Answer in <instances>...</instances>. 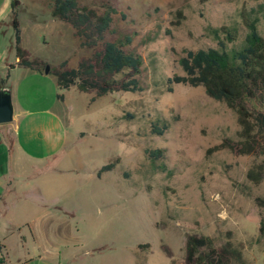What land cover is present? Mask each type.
Listing matches in <instances>:
<instances>
[{
	"label": "rangeland",
	"instance_id": "1",
	"mask_svg": "<svg viewBox=\"0 0 264 264\" xmlns=\"http://www.w3.org/2000/svg\"><path fill=\"white\" fill-rule=\"evenodd\" d=\"M19 1L24 46L47 66L44 78L24 68L11 71L17 110L23 118L31 111L41 118V111L52 109L68 131L61 154L48 162L27 158L18 165L13 156L9 205L19 225L2 241V264H188L191 235L211 237L217 246L232 240L242 246L244 264H264V181L247 179L264 157L229 149L208 157L209 148L239 140L237 113L202 86L176 84L169 92L167 82L183 74L178 60L186 51L219 48L224 36L211 28L237 29L239 39L228 49L241 46L248 33L243 8L259 19L264 35V0H112L118 36L132 35L128 48L143 58L144 90L94 102L93 94L76 87L60 90L50 73L65 61L76 68L93 50L80 47L71 25L52 19L46 0ZM80 1L96 8L101 3ZM11 42L12 25L0 34V43ZM245 104L264 111L259 99ZM161 119L170 128L153 135L151 126ZM146 149H165L158 168Z\"/></svg>",
	"mask_w": 264,
	"mask_h": 264
},
{
	"label": "trees",
	"instance_id": "2",
	"mask_svg": "<svg viewBox=\"0 0 264 264\" xmlns=\"http://www.w3.org/2000/svg\"><path fill=\"white\" fill-rule=\"evenodd\" d=\"M46 3L54 19L73 27L80 47L93 50L91 56L82 58L76 68H69L65 61L50 72L55 76L60 90L76 87L82 93L93 94L92 102L114 92L138 93L144 90L139 78L143 58L128 48L133 42L132 35L127 33L118 36L114 28V16L119 12L112 0H101L97 8L85 5L80 0H46ZM19 6L20 1L13 0L11 25L14 28L13 49L18 60L15 65L43 73L47 63L32 57L22 46ZM179 16L182 17L181 12ZM241 17L248 30L241 46L228 49V44L239 39L237 29L229 26L211 28L213 35L224 36L219 41V48L186 51L178 60L183 74L175 73L167 80L169 92L176 84L202 86L208 97L226 103L237 113L241 128L239 140L234 143L226 139L209 148L208 157L225 149L240 155L264 157V111H251L245 104V100L252 98L264 104V35L260 33L259 19L252 15V11L243 8ZM180 24L178 21L177 25ZM7 79L8 76L2 80V86L7 83ZM58 98L64 97L58 95ZM128 116L133 118L132 115ZM169 128L170 123L161 119L152 124L151 131L153 135L163 136ZM145 154L156 166V163L164 160L165 149H146ZM119 162L120 158H117L104 166L99 176L111 171ZM247 179L260 185L264 181V162L254 163L247 171ZM260 234L264 238V219L261 221ZM4 249L5 246L0 243V253ZM186 257L188 264H244V251L240 244L228 240L217 246L215 240L208 236H189ZM4 261L5 257L1 256L0 264Z\"/></svg>",
	"mask_w": 264,
	"mask_h": 264
},
{
	"label": "crops",
	"instance_id": "3",
	"mask_svg": "<svg viewBox=\"0 0 264 264\" xmlns=\"http://www.w3.org/2000/svg\"><path fill=\"white\" fill-rule=\"evenodd\" d=\"M12 2L13 0H0V34L4 27L11 26L13 18ZM52 19L56 20L53 17ZM11 43L8 46L0 43V71H2L0 73V88L2 80L8 76L6 86L12 91L15 109V120L11 123L0 124V243L2 245H4L2 241H6L9 236L13 235L19 225V222L10 214L9 205V196L14 191L12 186L13 156L15 155L18 165L22 162V159L25 162L27 158L34 162H48L61 154L68 131L61 118L52 109L41 111L40 114L43 116L41 118L38 117L39 113L35 111H31L28 113L29 115L26 114L23 118V113L17 110L14 101V90L9 86V77L11 71L21 70L24 67L15 65L18 60L13 49L14 42ZM22 46L27 49L24 46L23 38ZM4 54H6V57H4ZM12 56H14L13 61ZM11 65H14V67L11 68ZM24 70L30 69L24 68ZM23 72L24 75L27 74V71ZM30 72L35 78H44L45 76L44 73L31 70ZM15 176H20V174L15 173Z\"/></svg>",
	"mask_w": 264,
	"mask_h": 264
},
{
	"label": "water",
	"instance_id": "4",
	"mask_svg": "<svg viewBox=\"0 0 264 264\" xmlns=\"http://www.w3.org/2000/svg\"><path fill=\"white\" fill-rule=\"evenodd\" d=\"M15 120V109L12 91L5 85L0 88V124L11 123Z\"/></svg>",
	"mask_w": 264,
	"mask_h": 264
}]
</instances>
